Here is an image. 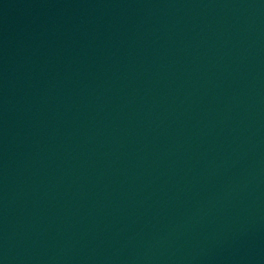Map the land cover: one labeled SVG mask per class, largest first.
<instances>
[{"label": "water", "instance_id": "obj_1", "mask_svg": "<svg viewBox=\"0 0 264 264\" xmlns=\"http://www.w3.org/2000/svg\"><path fill=\"white\" fill-rule=\"evenodd\" d=\"M0 264H264V0H0Z\"/></svg>", "mask_w": 264, "mask_h": 264}]
</instances>
